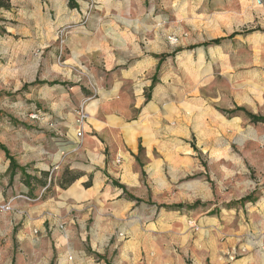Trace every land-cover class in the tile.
<instances>
[{"label": "crops", "instance_id": "0c3cea01", "mask_svg": "<svg viewBox=\"0 0 264 264\" xmlns=\"http://www.w3.org/2000/svg\"><path fill=\"white\" fill-rule=\"evenodd\" d=\"M47 1L45 26L0 13V91L39 116L33 140L16 144L0 121V143L45 182L29 195L0 150L1 208L17 216V199L30 201L25 228L40 233L15 264H264V160L230 152L262 154L264 133L248 141L247 118L222 113L264 114V0ZM65 171L77 178L63 188Z\"/></svg>", "mask_w": 264, "mask_h": 264}, {"label": "rangeland", "instance_id": "374dc122", "mask_svg": "<svg viewBox=\"0 0 264 264\" xmlns=\"http://www.w3.org/2000/svg\"><path fill=\"white\" fill-rule=\"evenodd\" d=\"M13 1L14 5L12 6L11 10H3L4 12L1 13V15H5L6 17H8V19H15L18 15H24V14H35L38 16V21L42 24V25H46L47 22V18L52 17L54 11L53 9L50 7V5L48 4L47 0H11ZM69 4L70 6L73 5V0H69ZM2 17V16H1ZM9 21V20H8ZM12 21V20H10ZM15 21V20H14ZM253 31V29H244V32H250ZM170 38H174V37H169L168 41L170 42ZM176 39V38H175ZM214 42V41H213ZM177 42H175L176 44ZM172 44V43H171ZM174 45V44H172ZM219 81V86L215 87L216 92L219 91L221 95H227L228 94V90H229V86L226 85L224 80H218ZM38 84H40L41 82H37ZM56 84V83H55ZM203 89V93L207 94L208 91V87L206 88H202ZM24 92H28L27 90V86H25L23 88ZM4 91L1 90L0 91V121H8V122H12V125L16 127V130L19 133H22V137H20V135L18 133H16V130H12V134L9 135L10 141L13 144H16L18 141H22L24 139L31 141L34 138V134H36L35 132V127L30 123V121L32 120H37L39 119L38 116V107L37 108H30L29 107V112L27 115H22V109L20 107H17V105H25L26 104L29 106V101H23L22 103H19L20 101H15V99L13 98V96H5V94L3 93ZM7 92V91H6ZM9 93H12L9 91ZM146 98L149 96L148 91L145 92ZM36 107V106H34ZM83 107H79L76 111V122L78 119V110ZM243 109V110H242ZM234 111V113H230ZM242 113L246 118H247V123L246 126H248V128H246L247 130V140L251 141V140H256L257 134L258 136L261 135V133H264V127L260 124L264 123V122H253L248 114H252L255 115L257 117H264V114L262 113H253L251 112L249 109L245 108V107H236L234 109H225L222 111L223 114L226 115H233L235 113ZM87 113V112H86ZM34 115H36V117L34 118ZM25 116V117H24ZM87 118H88V114L87 117L85 119V122L83 125L78 124L79 126V130H82L83 127L85 126L86 122H87ZM78 130V131H79ZM77 131V132H78ZM18 134V135H17ZM256 136V137H255ZM238 140V139H236ZM195 142V141H194ZM8 143V142H7ZM11 144V145H13ZM4 147V148H1ZM195 147V146H194ZM0 150L3 151L7 157V159L10 161V156L13 157L15 159V156L11 154V151L6 147V145L1 144L0 143ZM6 150V151H5ZM198 153L200 152L199 149H197ZM7 152V153H6ZM208 151H204L203 154H200V156L204 157V158H208L210 156L209 153H207ZM233 155L235 156H240L243 159H248V160H258V161H263L264 160V150L262 151V154H260V152L258 150H254V149H247V150H239V149H233L230 151ZM207 153V154H206ZM16 163L17 160L15 159ZM206 167V166H205ZM249 172H250V176L253 178L255 175V171L252 168H248ZM1 171V169H0ZM248 172V174H249ZM13 176H11V179ZM5 179H6V175L0 173V189H3L6 187L5 184ZM11 185V183L9 184ZM8 187V186H7ZM253 192L250 193L248 196H253ZM15 197L17 195H14ZM18 196H21L18 194ZM22 196H24L22 194ZM255 198V196H253ZM18 198V197H17ZM17 200H21L23 202V206L20 208V211L22 212H18L17 216L16 214H14L12 211H8V212H4L2 210V205H4L5 203H7L8 199H6L3 202H0V229H2V226H6V230L1 232V237L2 238H6L9 241H13V245L10 248L9 251V255H8V261L10 262V264H15L16 262V256H20L19 254H22V256L27 257V253H29L28 251L30 250V246H29V239L31 238H35V237H40V233L37 231L35 232V228L33 227L32 229H27L26 230V226L29 225V221H30V214L27 211L28 207L30 205H32L33 203H31L28 200H25L23 198H19ZM199 204V202H195L193 204H188L186 205L187 208H191V207H196ZM221 212L220 208H216L213 211H211V213L214 214H218ZM190 222H195L198 229L200 228L199 224L197 221H190ZM30 227V226H29ZM28 227V228H29ZM191 227V224H190ZM192 228V227H191ZM193 229V228H192ZM197 229V230H198ZM195 230V231H197ZM22 237V239L24 240H20ZM27 252V253H26ZM244 251L242 250L241 253L240 251H238L236 249L235 252L231 253L230 255H228V259L229 261H234L237 258H239L240 256H242V253Z\"/></svg>", "mask_w": 264, "mask_h": 264}, {"label": "trees", "instance_id": "16d2710c", "mask_svg": "<svg viewBox=\"0 0 264 264\" xmlns=\"http://www.w3.org/2000/svg\"><path fill=\"white\" fill-rule=\"evenodd\" d=\"M11 8H12L11 0H0V13L3 10H11ZM216 42H219V40H217ZM230 113H234V111H232ZM248 116L253 122H264V117H257V116L252 115V114H248ZM1 148H4V147L1 146ZM9 158L11 160V163H10L11 176L15 175L16 170H18V169L22 170L23 175H24V184L27 185L30 188V192L28 193L29 195L31 194L33 188H36L37 186H40V185L45 186V182H44L43 179H38L36 177H33V176H30V175L26 174L25 169L21 168L16 163V161H15V159L13 157L10 156ZM63 178H64V181L61 183V186L63 188H66L72 182H74V180H76L77 175H74V174H72L69 171H65L64 174H63ZM254 199L255 198L253 196H249V197H245V198L241 199L239 202L243 203L245 201H253Z\"/></svg>", "mask_w": 264, "mask_h": 264}, {"label": "built area", "instance_id": "2783aa9c", "mask_svg": "<svg viewBox=\"0 0 264 264\" xmlns=\"http://www.w3.org/2000/svg\"><path fill=\"white\" fill-rule=\"evenodd\" d=\"M175 42H177V39H175V38H170V43L175 44ZM35 117H36V115H34V118H35ZM86 117H87V113H86V111H85L84 109L80 108V109L78 110V119H77L78 124L83 125L84 122H85ZM82 134H83L82 130H79V131L77 132V136H79V137H81ZM6 209H8V208L6 207ZM190 224H191V227H192L194 230H197V229H198V227H197V225H196L195 222H192V223L190 222Z\"/></svg>", "mask_w": 264, "mask_h": 264}]
</instances>
